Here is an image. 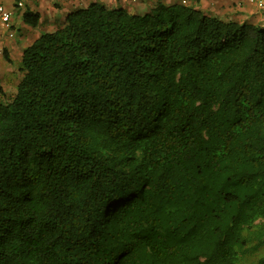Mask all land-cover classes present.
I'll return each mask as SVG.
<instances>
[{"label":"trees","instance_id":"trees-1","mask_svg":"<svg viewBox=\"0 0 264 264\" xmlns=\"http://www.w3.org/2000/svg\"><path fill=\"white\" fill-rule=\"evenodd\" d=\"M19 69L0 264H264V28L92 2Z\"/></svg>","mask_w":264,"mask_h":264},{"label":"crops","instance_id":"crops-1","mask_svg":"<svg viewBox=\"0 0 264 264\" xmlns=\"http://www.w3.org/2000/svg\"><path fill=\"white\" fill-rule=\"evenodd\" d=\"M52 0H42L36 4H31L27 10L39 12L40 19L37 26L24 23L23 29H27L24 35L18 40L13 41V47L19 48L25 39L28 42L20 46L19 58L23 49L31 44L43 32H51L62 25L65 17L71 11L83 8L92 2L103 4L107 8H122L129 13L143 15L152 11L159 4L171 5L180 3V0H53L55 8L50 7ZM188 6L200 11L202 14L218 18L222 21L247 22L256 27L264 28V7L258 8L254 4L247 3L245 0H187ZM36 6V8H35ZM57 10L65 11L62 17L56 19ZM42 16V20H41ZM41 20V21H40ZM41 22V23H40ZM18 21L16 19V26ZM40 24V26H39ZM39 26V27H38ZM23 37L25 38L23 40Z\"/></svg>","mask_w":264,"mask_h":264},{"label":"rangeland","instance_id":"rangeland-1","mask_svg":"<svg viewBox=\"0 0 264 264\" xmlns=\"http://www.w3.org/2000/svg\"><path fill=\"white\" fill-rule=\"evenodd\" d=\"M51 6H53L54 8L56 7L53 1L50 2V7ZM64 13L65 11L57 10V14H55L56 19L58 17H62ZM41 20H42V16H41ZM17 21L19 24H17V26L15 27L14 40H16V43L18 45V40H20V38L24 35V32H26L27 29L26 28L23 29L24 27H22L23 25L22 18H17ZM24 39L25 38L23 37V40ZM25 40L26 41H23L22 44L19 45V48L13 47V41H10L11 43H9L6 46V50L0 53V84L4 92V95L2 96L3 100L13 97V95L16 92L17 85L21 79L22 73L19 69L20 66L19 52H21L20 46L28 42V39ZM4 53H7L9 60L5 58Z\"/></svg>","mask_w":264,"mask_h":264},{"label":"built area","instance_id":"built-area-1","mask_svg":"<svg viewBox=\"0 0 264 264\" xmlns=\"http://www.w3.org/2000/svg\"><path fill=\"white\" fill-rule=\"evenodd\" d=\"M42 0H0V53L6 50V46L15 38L16 19L22 18L24 11L31 4ZM53 1V0H52ZM258 8L264 7V0H245ZM182 4H188L187 0H181Z\"/></svg>","mask_w":264,"mask_h":264},{"label":"clouds","instance_id":"clouds-1","mask_svg":"<svg viewBox=\"0 0 264 264\" xmlns=\"http://www.w3.org/2000/svg\"><path fill=\"white\" fill-rule=\"evenodd\" d=\"M180 3H181V0H180ZM182 4V3H181ZM188 4H189V2H188ZM188 4H186V5H188Z\"/></svg>","mask_w":264,"mask_h":264}]
</instances>
